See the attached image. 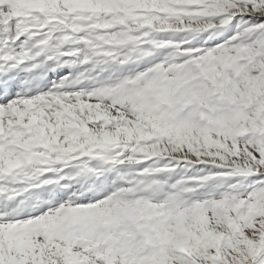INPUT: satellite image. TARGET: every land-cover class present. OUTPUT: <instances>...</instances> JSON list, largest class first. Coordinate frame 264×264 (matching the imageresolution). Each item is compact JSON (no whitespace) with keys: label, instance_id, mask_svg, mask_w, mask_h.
Masks as SVG:
<instances>
[{"label":"snow or ice","instance_id":"obj_1","mask_svg":"<svg viewBox=\"0 0 264 264\" xmlns=\"http://www.w3.org/2000/svg\"><path fill=\"white\" fill-rule=\"evenodd\" d=\"M20 73L0 264H264V0H0Z\"/></svg>","mask_w":264,"mask_h":264},{"label":"rangeland","instance_id":"obj_2","mask_svg":"<svg viewBox=\"0 0 264 264\" xmlns=\"http://www.w3.org/2000/svg\"><path fill=\"white\" fill-rule=\"evenodd\" d=\"M41 71H43V69H42ZM67 71H68V69L65 68V69H63V71H61V72L50 73L49 76H48V80H47V81L37 82V81H34V80H33L32 83H31L29 86L35 88L36 84L39 83V86H40V87H42V88H43V87H47V83H48L49 81H51L53 78L58 79L59 76L63 75V74L66 73ZM27 75H28V74L20 73L18 79L12 81V85H14L16 82H19V80H21V79H25ZM35 75H36V73H32V74H30L29 79H31V77H32V76H35ZM104 75L107 76L108 73L105 72ZM18 86H19V85H15V86H13V90H12L13 93H11V92H9V91H8V92H4L3 94L0 93V94H1V96H0V103L6 102V101H5V97H4L5 95H7V99H11V97L15 95V90H14L15 87H18ZM77 87H79V88H87V87H89V85H88L87 83H84V84H81V85H79V86H77ZM199 167H201V166H198L197 168H193V169L187 170V174H188V175H193V174H195V173L199 170ZM185 171H186V170H184V169H179L178 172H177V174L173 177V179L178 178V176H179L180 174H182L183 172H185ZM109 178H110V177H109ZM37 195H43V194H37Z\"/></svg>","mask_w":264,"mask_h":264},{"label":"bare ground","instance_id":"obj_3","mask_svg":"<svg viewBox=\"0 0 264 264\" xmlns=\"http://www.w3.org/2000/svg\"><path fill=\"white\" fill-rule=\"evenodd\" d=\"M4 97H7V95H5Z\"/></svg>","mask_w":264,"mask_h":264}]
</instances>
